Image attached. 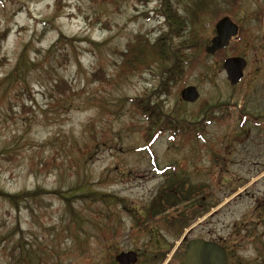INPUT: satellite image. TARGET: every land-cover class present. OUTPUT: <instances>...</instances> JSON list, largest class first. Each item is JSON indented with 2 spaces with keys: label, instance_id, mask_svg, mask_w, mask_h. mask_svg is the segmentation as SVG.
I'll use <instances>...</instances> for the list:
<instances>
[{
  "label": "rangeland",
  "instance_id": "obj_1",
  "mask_svg": "<svg viewBox=\"0 0 264 264\" xmlns=\"http://www.w3.org/2000/svg\"><path fill=\"white\" fill-rule=\"evenodd\" d=\"M160 2L0 0V81L14 69L22 51L27 63H37L32 68L26 64L23 77H9L0 86V190L42 186L73 194L83 186L95 189L96 196L107 192L123 197L121 206L141 208L164 181V175L152 169L150 158L155 155L160 167L182 160L195 182L209 185L211 206L219 207L210 217L211 235L226 236L239 251L241 257H233L232 264H257L262 255L258 246H264V209L257 207L264 199V124L257 126L254 116L264 113V41L257 38L264 23L252 20V15L264 0H241L236 11L250 40L247 45L237 43L238 54L248 59L242 82L231 85L219 58L203 57L201 63L209 73L189 68L184 83L175 84L164 98L170 105L182 106V87L195 84L211 107L230 104L223 119L214 120L215 111L206 110L191 133L173 139L169 132L155 134L153 143H145L143 129H147L132 110L131 99L149 92L157 77L147 69L119 74L120 51L124 48L128 54L127 44L138 33L150 42L161 30L167 33L159 27ZM206 25L210 35L213 25ZM60 31L77 40L48 54ZM258 46L262 50L256 52ZM60 79L69 85L64 93L52 88L53 81ZM202 100L188 103L187 114ZM238 109H244L242 117ZM92 135L98 147L86 158L80 147L88 143L93 149ZM239 190L240 195H234ZM71 198L76 208L75 195ZM42 201L40 208L30 201L31 210H15L0 196V238L22 237L42 245L43 257L49 256L50 262L76 264L71 237L61 232L69 215L66 203L57 194H46ZM89 205L83 212L86 217ZM120 216L129 218L125 212ZM48 245L59 250L60 257L48 254Z\"/></svg>",
  "mask_w": 264,
  "mask_h": 264
},
{
  "label": "trees",
  "instance_id": "obj_2",
  "mask_svg": "<svg viewBox=\"0 0 264 264\" xmlns=\"http://www.w3.org/2000/svg\"><path fill=\"white\" fill-rule=\"evenodd\" d=\"M240 4L241 0H161L158 10L166 20L168 26L167 33L159 35L156 39L154 38L155 42H150L144 36L136 34L134 41L130 43V52L128 50L129 53L127 52L128 54L126 55L122 52L124 59L123 65L119 67V74H134L140 72L144 68L152 67V65H156L159 69L157 70L156 85L152 86L149 92H143L139 97L131 99V102H133L132 110L140 118H143L145 122H143L142 128L146 127L147 129H143L144 137L146 134L147 141H150L155 134H162L165 132L171 133L173 138L180 135H187V133H191L198 127V122L201 120L200 115L203 116L206 110L214 112L212 107L204 105L201 107V109L204 110H199L198 112L192 111L187 114L188 108L184 106L182 102V106L176 107L174 105H169L164 98L171 94L173 86L181 81L179 78L187 71L186 66L184 67V63H194L192 66L197 63L195 56L200 49L204 36L196 30L187 32L188 20L191 19V22L196 25L203 20L204 16H206V18L210 16L214 19L223 14H227L234 17L236 11L240 9ZM180 6H182V10L186 14L181 13ZM187 15H189V17H186ZM254 15L258 18L263 16L264 8L259 5V10H256ZM192 23L191 25H193ZM242 32H244V30H242ZM175 39H178V41ZM71 40L72 38L65 37L61 34L57 42L48 49V54L57 52L65 41ZM26 64L27 67L31 68L37 65L36 62L27 63L25 60V52H22L20 60L17 62L12 72L0 81V86L1 84L3 85L5 83L3 81L9 77H23L27 69L24 68ZM97 74L98 72H94V76ZM119 74L117 73L118 76ZM94 79L99 80L100 77H94ZM68 86V82L65 79H60L54 83L53 88L57 89L56 91L59 93H64ZM187 116H189V118H187ZM190 116L195 120H191ZM214 119L216 118L214 117ZM205 132L206 131L201 134L203 135ZM90 141H92V145L96 147L95 141H97V139L94 136ZM83 145L84 146L80 147V155L87 158L92 154V147H90L88 143ZM172 188L173 186L171 185L163 188L151 203L160 206L164 210L172 206L174 201L180 204L187 202L192 196V194L189 193H182L180 189L172 190ZM51 192L61 193L60 191H49L44 187L38 186L33 190L17 193L0 190V196L7 200L15 209H19L21 204H24L25 208H31L30 201H33L38 207H41L44 203L41 197ZM83 194H85L86 197L89 196V193L85 191ZM60 195L67 202L68 209L71 213L67 222V229H70V233L74 240L76 239L78 242L81 223L80 220H78V211L75 210L73 206L71 198L73 195ZM84 198L82 200H84ZM99 200L108 201L107 197H100ZM155 212L157 211L155 210L154 213ZM9 237L8 235L0 239V245H3L1 248L3 255L2 259H0V264H53L49 261V256L48 258L43 257L41 251L42 253L45 252L39 244L34 245L27 243L22 237L16 240H9ZM234 255V251H231L229 254L230 257ZM262 259L263 261H261L260 264L264 263V255Z\"/></svg>",
  "mask_w": 264,
  "mask_h": 264
},
{
  "label": "flooded vegetation",
  "instance_id": "obj_3",
  "mask_svg": "<svg viewBox=\"0 0 264 264\" xmlns=\"http://www.w3.org/2000/svg\"><path fill=\"white\" fill-rule=\"evenodd\" d=\"M185 189L190 192L194 190L191 187ZM202 200L203 202L197 205L200 211L207 206L205 196ZM198 217L189 213L179 214L178 219L173 221L137 218L112 220L109 222L111 228L107 243H98L94 247L92 264H122L117 260L118 254L122 252H135V260L129 264H178L181 261L185 239L180 245L178 241L188 225L186 221L192 218L191 223ZM203 222L202 227L208 221ZM201 236L202 233L199 237Z\"/></svg>",
  "mask_w": 264,
  "mask_h": 264
},
{
  "label": "water",
  "instance_id": "obj_4",
  "mask_svg": "<svg viewBox=\"0 0 264 264\" xmlns=\"http://www.w3.org/2000/svg\"><path fill=\"white\" fill-rule=\"evenodd\" d=\"M217 35L213 38L212 44L207 47L211 53L228 44L232 35L238 31V26L229 17L222 18L217 23ZM246 60L242 57L228 58L224 66L228 72V78L235 83L243 76V68ZM182 97L187 100H195L198 91L195 86H187L182 91ZM180 264H226L224 249L215 242L202 239L192 240L189 243L186 259Z\"/></svg>",
  "mask_w": 264,
  "mask_h": 264
}]
</instances>
